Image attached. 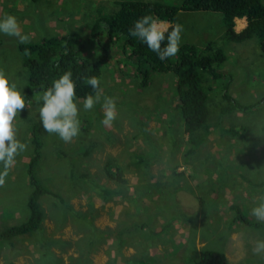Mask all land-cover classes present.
Segmentation results:
<instances>
[{"label":"rangeland","instance_id":"374dc122","mask_svg":"<svg viewBox=\"0 0 264 264\" xmlns=\"http://www.w3.org/2000/svg\"><path fill=\"white\" fill-rule=\"evenodd\" d=\"M120 1L0 0V18L15 16L28 43L74 33L83 39L88 55L106 54L100 89L102 96L115 100L117 110L111 126H105L102 104L85 111L83 99L77 98L80 132L64 142L42 127V101L37 98L43 92L24 97L28 107L17 115L15 127L27 149L16 157L0 187V229L27 215L24 163L32 153V124L41 143L37 174L63 201L41 197L39 228L0 242V264H192L201 248L223 252L228 264H264V253L253 252L255 242L264 240V222L251 212L254 198L264 194V53L256 39L226 40L219 12L179 11L173 25L183 26L180 45L212 42L226 55L217 67L221 76H207L202 83L211 89L210 130L194 152L186 154L175 76L152 74L141 86L119 50V39L104 29L97 41L89 39L94 18L115 10ZM237 24L234 20L235 31ZM20 44L16 37L0 33V69L24 95L28 86ZM225 84L226 92L241 104L262 102L252 110L224 113L229 104L222 96ZM228 127L238 132L222 130ZM109 158L123 169L125 184L105 174ZM231 204L254 225L235 223ZM141 223L156 230L169 225L146 236Z\"/></svg>","mask_w":264,"mask_h":264},{"label":"trees","instance_id":"16d2710c","mask_svg":"<svg viewBox=\"0 0 264 264\" xmlns=\"http://www.w3.org/2000/svg\"><path fill=\"white\" fill-rule=\"evenodd\" d=\"M179 11L219 12L224 26L223 36L226 40L239 43L252 38L256 39L255 44L261 53H264V2L262 0H181L177 5L160 1L121 0L115 10L99 14L94 18L88 34L90 40L97 41L101 29H104L108 36L114 35L116 39H119L122 45L119 46V50L126 54L127 60L134 68V74L140 78L141 86L148 84L152 74L170 73L175 76L176 106L186 133L184 152L192 154L207 136L211 125L208 108V95L211 89H206L202 83L207 76L213 80L221 76L217 67L225 61V53L212 42H208L203 47L185 42L180 45L176 56L161 61L144 42L129 34L134 21L143 15L150 14L173 25ZM241 17L245 19V26L235 31L234 18ZM82 40L79 35L73 33L59 37L49 36L37 42L20 44L19 51L22 54V65L26 69L28 86L24 91V97L43 92L51 86L53 79L64 71L72 72L78 99H84L87 94H94V90L86 83V78L94 75L100 79L106 54L100 57L88 55ZM25 49L28 50L27 54ZM226 89L225 84L222 96L229 104L224 107V113L233 110H252L264 101L263 94L262 101L244 105L237 102L234 96L226 92ZM222 130L229 134L238 132L234 127L222 128ZM29 134L32 153L24 163L28 185L25 201L27 215L23 221L1 228L0 242H8L13 237L30 234L39 228L42 220L39 204L41 197L50 195L56 201H63L57 193L40 181L37 167L41 157V143L34 124L31 125ZM103 170L114 182L118 184L127 182L123 176V169L112 159L109 158L104 162ZM230 207L234 210L235 223L254 225L241 213L237 204H231ZM168 225V223L163 224L159 230L145 223H141L140 227L147 230L146 236H151L166 229ZM116 232L119 236L122 235L120 230ZM120 239H123V236ZM118 240L115 239L116 242ZM192 264H228V262L223 252L201 248L197 259Z\"/></svg>","mask_w":264,"mask_h":264},{"label":"clouds","instance_id":"9594fccd","mask_svg":"<svg viewBox=\"0 0 264 264\" xmlns=\"http://www.w3.org/2000/svg\"><path fill=\"white\" fill-rule=\"evenodd\" d=\"M182 32L181 24L169 25L150 14L134 21L133 27L129 30L131 36L144 42L161 61L178 54ZM0 33L16 37L22 44L29 42V37L21 33L16 17L11 14L0 18ZM27 52L25 49V54ZM86 83L94 90V94H87L84 97L83 109L91 111L97 103H101L103 108L101 122L105 126H111L117 116L115 100L109 96H102L98 77L94 75L87 77ZM37 102L40 103L38 109L40 122L46 133L57 134L64 142H70L79 134L81 121L76 84L71 71H64L54 78L51 86L37 98ZM26 107L28 105L21 88L14 81H10L5 71L0 69V165L3 166L0 170V187L4 186L10 169L16 163V157L27 149V145L17 139L15 127L17 115ZM254 201L256 203L251 210L252 215L258 222H264V194L255 197ZM253 252L264 253V240L255 242Z\"/></svg>","mask_w":264,"mask_h":264},{"label":"crops","instance_id":"0c3cea01","mask_svg":"<svg viewBox=\"0 0 264 264\" xmlns=\"http://www.w3.org/2000/svg\"><path fill=\"white\" fill-rule=\"evenodd\" d=\"M177 17H178V14H177ZM234 20H238V24H237L238 29H236V31L241 30L245 26L244 21H242V20H244L243 17H241V18H234ZM165 22H167V21H165ZM167 23L169 24V22H167Z\"/></svg>","mask_w":264,"mask_h":264}]
</instances>
